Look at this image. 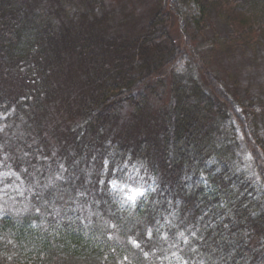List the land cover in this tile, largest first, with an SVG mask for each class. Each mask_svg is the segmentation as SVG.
Here are the masks:
<instances>
[{"label":"trees","instance_id":"1","mask_svg":"<svg viewBox=\"0 0 264 264\" xmlns=\"http://www.w3.org/2000/svg\"><path fill=\"white\" fill-rule=\"evenodd\" d=\"M89 1L0 0V264H264V103L168 30L242 47L264 0H157L134 36Z\"/></svg>","mask_w":264,"mask_h":264},{"label":"rangeland","instance_id":"2","mask_svg":"<svg viewBox=\"0 0 264 264\" xmlns=\"http://www.w3.org/2000/svg\"><path fill=\"white\" fill-rule=\"evenodd\" d=\"M93 4L96 15L107 18L106 21H99L97 28H94L95 31H104L107 35L113 36L137 35L146 24L150 11L161 9L163 12H169L170 10V4L168 5L167 1L158 3L157 0H93ZM76 5H78V9H81L79 4ZM76 20H78L77 17ZM77 23L81 22L78 20ZM179 23V18L171 17L168 30L178 45L194 57L192 63L194 73H197V68L203 66L202 61L205 58L209 62L207 65L209 71L222 83L230 86L232 81L236 80L242 87L239 88L240 91L246 89L250 96L259 97L264 103V33L257 39L245 43L242 47L240 45L225 46L223 39L229 31L218 19H212L209 28L203 35H197L190 31L185 36ZM83 24L85 25V23ZM196 50L199 51V54L196 53ZM180 66L181 69L182 65ZM156 93L159 103H165L169 98L166 87L158 89ZM128 111L124 113V116L128 114ZM263 163L262 160L260 164ZM139 171L138 167L137 175H139ZM6 175L0 159V192H5L10 188V184L4 178ZM141 177L139 176L136 180L131 179L130 184H118L112 181L111 185L119 189L127 201L132 202L139 197V195H135V190L139 189L142 192L144 189V178ZM134 195L135 199L130 200L129 197Z\"/></svg>","mask_w":264,"mask_h":264},{"label":"snow or ice","instance_id":"3","mask_svg":"<svg viewBox=\"0 0 264 264\" xmlns=\"http://www.w3.org/2000/svg\"><path fill=\"white\" fill-rule=\"evenodd\" d=\"M135 195L143 196L144 193L141 192L139 189H136V190H135ZM135 195H134V196H130L129 199H130V200L135 199Z\"/></svg>","mask_w":264,"mask_h":264}]
</instances>
